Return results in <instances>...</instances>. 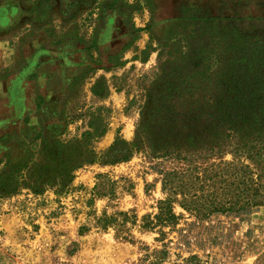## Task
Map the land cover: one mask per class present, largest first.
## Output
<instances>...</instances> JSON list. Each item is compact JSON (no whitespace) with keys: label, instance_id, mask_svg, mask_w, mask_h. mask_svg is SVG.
<instances>
[{"label":"rangeland","instance_id":"1","mask_svg":"<svg viewBox=\"0 0 264 264\" xmlns=\"http://www.w3.org/2000/svg\"><path fill=\"white\" fill-rule=\"evenodd\" d=\"M256 37L264 0H0V264H151L163 249L166 264H264V204L205 221L175 205V227H142L166 198L164 175L188 169L206 103L221 100L218 57H252ZM91 123L105 136L85 139ZM174 145L181 159L164 154ZM89 150L98 163L62 189ZM222 157L211 162H234Z\"/></svg>","mask_w":264,"mask_h":264},{"label":"trees","instance_id":"2","mask_svg":"<svg viewBox=\"0 0 264 264\" xmlns=\"http://www.w3.org/2000/svg\"><path fill=\"white\" fill-rule=\"evenodd\" d=\"M260 38L256 37L251 43L252 57L247 55L218 57V65L213 73L219 80L215 90L219 89L221 100L206 103L208 129L204 130L205 133L201 136L192 130L188 141L193 149L187 151L190 154L186 157L189 159L188 169L164 175L163 191L166 198L159 202V213L154 219L150 216L143 218V229L153 232L157 228L175 227L181 220L174 211L175 205L196 219L205 221L218 214H246L264 204V197L260 196L264 195V41ZM207 76L210 78L211 74ZM192 121L194 122L195 118ZM91 127L94 131H87L84 134V138L89 142L100 139L107 133L106 126L101 129V123H91ZM185 136V133H182L180 138ZM88 141L85 147L90 146ZM119 141L118 139L116 143ZM116 143L105 152L106 157L113 152ZM198 144H202L203 147L200 149L204 152L196 150ZM136 146L138 144L134 143L131 148ZM179 148L174 145L172 150H166L164 154L170 153L181 159L184 152ZM131 153L122 159L104 161L101 164L116 165L128 161ZM227 153L233 155L234 162L219 164L211 162L216 155H220L223 161L222 155ZM242 157L250 164L245 165L241 161ZM198 160H202L203 163L197 164ZM95 163H98L96 153L89 150L86 161L65 168V173L59 175L62 178L60 184L62 189H66L72 183L75 171L84 165ZM232 177H235L234 181ZM236 180L239 181L236 183ZM248 182L250 187H247ZM45 185L51 186L53 183L47 182ZM233 186L240 195L254 196L247 199L220 196L229 195ZM119 215L127 217L125 213ZM115 220V217L106 219L104 229L110 227ZM126 222L124 220V223ZM161 235L163 241L165 233L161 231ZM153 256L155 259L151 264H166L168 252L165 249L158 250L151 255L152 258ZM200 261L197 255H191L183 259L182 263L170 264H198Z\"/></svg>","mask_w":264,"mask_h":264},{"label":"crops","instance_id":"3","mask_svg":"<svg viewBox=\"0 0 264 264\" xmlns=\"http://www.w3.org/2000/svg\"><path fill=\"white\" fill-rule=\"evenodd\" d=\"M26 104H27V106H26V111H32L33 110V108H34V100H32L31 98H28L27 100H26Z\"/></svg>","mask_w":264,"mask_h":264}]
</instances>
